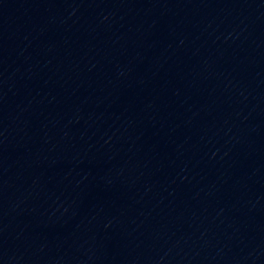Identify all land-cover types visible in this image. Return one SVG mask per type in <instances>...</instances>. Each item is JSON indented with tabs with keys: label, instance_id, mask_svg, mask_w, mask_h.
Returning a JSON list of instances; mask_svg holds the SVG:
<instances>
[{
	"label": "water",
	"instance_id": "1",
	"mask_svg": "<svg viewBox=\"0 0 264 264\" xmlns=\"http://www.w3.org/2000/svg\"><path fill=\"white\" fill-rule=\"evenodd\" d=\"M143 264H264V0H78Z\"/></svg>",
	"mask_w": 264,
	"mask_h": 264
}]
</instances>
